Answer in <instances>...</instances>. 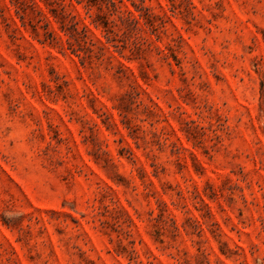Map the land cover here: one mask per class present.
<instances>
[{
	"label": "rangeland",
	"instance_id": "374dc122",
	"mask_svg": "<svg viewBox=\"0 0 264 264\" xmlns=\"http://www.w3.org/2000/svg\"><path fill=\"white\" fill-rule=\"evenodd\" d=\"M0 264H264V0H0Z\"/></svg>",
	"mask_w": 264,
	"mask_h": 264
}]
</instances>
